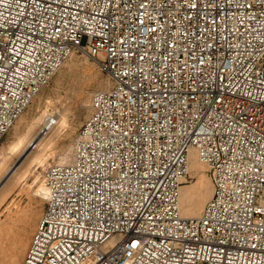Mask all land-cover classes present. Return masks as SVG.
<instances>
[{
	"label": "built area",
	"instance_id": "obj_1",
	"mask_svg": "<svg viewBox=\"0 0 264 264\" xmlns=\"http://www.w3.org/2000/svg\"><path fill=\"white\" fill-rule=\"evenodd\" d=\"M75 55L111 86L43 172L21 264H264V0H0V142Z\"/></svg>",
	"mask_w": 264,
	"mask_h": 264
},
{
	"label": "rangeland",
	"instance_id": "obj_2",
	"mask_svg": "<svg viewBox=\"0 0 264 264\" xmlns=\"http://www.w3.org/2000/svg\"><path fill=\"white\" fill-rule=\"evenodd\" d=\"M109 83L108 77L102 74L98 67L87 57L75 55L67 61L50 85L41 92L29 110L22 116L20 119L22 122L19 120L21 124L17 123L18 125H15L17 129V126H19V129L13 127L0 142V152L8 153H4L7 159L0 167V194L14 181V174H20L21 170L17 171V168L25 160V158L22 159V155L31 147L33 148L30 149L28 155L35 152L34 147L38 144L36 139L50 137L41 134L44 123L42 121L37 128L36 136L27 138L28 140L25 139L24 145L18 152L10 151V154L8 151L10 145L16 143V140L18 141L20 138V130H22L21 136H24L25 128L22 123L26 124L27 121L33 119L32 117L38 118L40 114L42 115L41 112L38 114L35 111L36 105L38 104L37 106L42 110V104L47 99L54 101L55 110H51L45 118L51 114L57 117L58 113L62 111V105L67 106L72 111L68 128H65L54 140L52 150L54 155L49 158L47 168L49 165L57 164L60 153L67 150L68 147L74 146L79 130L88 116L92 96L99 91L107 90ZM21 127L24 128V131ZM31 170L26 181L17 184L14 191L0 206V264L22 263L45 208L43 197L36 192L38 188L36 177L40 176V180H42L43 170L38 167H33ZM205 171V174L209 175L208 178L211 180L210 172ZM197 180V178L189 175L183 187L194 188L198 185Z\"/></svg>",
	"mask_w": 264,
	"mask_h": 264
},
{
	"label": "bare ground",
	"instance_id": "obj_3",
	"mask_svg": "<svg viewBox=\"0 0 264 264\" xmlns=\"http://www.w3.org/2000/svg\"><path fill=\"white\" fill-rule=\"evenodd\" d=\"M108 81L110 83H109V85H107V89L111 86V81L110 80H108ZM37 105L34 109L38 114L41 112L42 115L40 114V117H38V118L32 117L33 119L31 121H27L26 124L22 123L23 127L25 128L24 136H21L22 130H20L21 131L20 138L18 139V141L16 140V143L10 145V148L8 146L9 152L10 151H12V152L17 151L18 152L22 148V146L24 145V142L26 140H28L27 138H30V137L33 138L34 136H36L37 128L39 127L40 123H42V121H45V120H43L45 118V116L48 115V113H50L51 110H55L54 109L55 104H54V101L52 99H47L42 104L43 105L42 110H40V107ZM61 109H62V111H60L58 113L59 115L57 116V125L55 127H53L51 129L50 133L48 134L50 137L49 138L43 137V138H37V139L35 138L36 143L38 142V144L34 147L35 152H32L28 155L30 149L32 150V148H33V147H31L28 151L25 152L24 155H22L23 156L22 159L25 158V160L17 168V171L21 170V172H20V174H17V173L14 174V176H13L14 181L11 182L9 184V186L0 194V206L3 204V202L9 196V194L12 191H14L15 186L17 184L19 185V183L26 181V179L28 178L29 173H30V171H32L31 169L33 167H35V168L38 167V168H41L43 170V172L45 171L49 158L52 155H54L52 152L54 140L56 137H58V135L65 128H68V124H69L68 122L70 121V118L72 116V111L67 106L62 105ZM50 116H53V115L51 114ZM18 121H17V123H20V121L22 122V120H20L19 122ZM17 123L15 125H18ZM15 125H14V127L16 128ZM17 127L19 129V126H17ZM23 127H21V128H23ZM24 128H23V131H24ZM33 146H34V144H33ZM73 148L74 147L70 146L67 148V150L60 153L58 155L57 164H66V163L70 162L72 159V156H73ZM4 153H5L4 151L0 152V167L6 162V159H7L6 155H5L7 152L5 154ZM10 154H11V152H10ZM205 170H208V172H209L208 167L199 162L197 155H196V152L192 151L190 153V159H189V175L198 179L197 180L198 185L194 188H191L189 186H184V187L182 186V188H181L179 208H180L182 215L185 218H199L203 213L204 207L206 206V204L209 202V200L211 199V197L213 195L214 187H213L212 178H211V180H209V178H208L209 175L207 176L205 174V172H206ZM36 180L38 181L37 182L38 188H37L36 192L38 195L43 197L44 190H43V186L41 184L40 176L36 177ZM186 182H187V180L185 181V183ZM7 183H9V182H7Z\"/></svg>",
	"mask_w": 264,
	"mask_h": 264
}]
</instances>
